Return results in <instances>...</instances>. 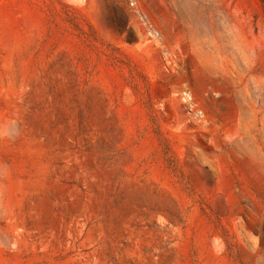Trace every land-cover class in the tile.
<instances>
[{"label":"rangeland","instance_id":"1","mask_svg":"<svg viewBox=\"0 0 264 264\" xmlns=\"http://www.w3.org/2000/svg\"><path fill=\"white\" fill-rule=\"evenodd\" d=\"M0 264H264V0H0Z\"/></svg>","mask_w":264,"mask_h":264}]
</instances>
